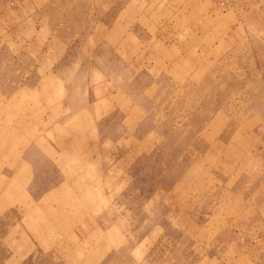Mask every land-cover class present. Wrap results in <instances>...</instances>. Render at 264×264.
Returning <instances> with one entry per match:
<instances>
[{
    "label": "rangeland",
    "instance_id": "rangeland-1",
    "mask_svg": "<svg viewBox=\"0 0 264 264\" xmlns=\"http://www.w3.org/2000/svg\"><path fill=\"white\" fill-rule=\"evenodd\" d=\"M28 1L39 48L0 37V264L78 260L82 226L115 264H264V0Z\"/></svg>",
    "mask_w": 264,
    "mask_h": 264
},
{
    "label": "crops",
    "instance_id": "crops-1",
    "mask_svg": "<svg viewBox=\"0 0 264 264\" xmlns=\"http://www.w3.org/2000/svg\"><path fill=\"white\" fill-rule=\"evenodd\" d=\"M24 1L25 0H21V2H19V0H0V37H11V38L16 37L14 41H11L16 44H11V45L8 44L10 45L9 47L11 48V50H13L12 48H15L14 50L19 51V52L23 51L25 53L30 47L38 45V48H39V44L41 45V29L38 23L39 21H35L31 18H26V16L23 14L24 8L22 6V3H24ZM28 2L29 4L31 3L33 4L34 0H30ZM10 4H15L16 7H9ZM25 37H27V40ZM12 45H16V47ZM38 56L41 57V53ZM55 80L56 79L52 78L51 76H47L43 78V80H41L39 83H47L48 85H50ZM46 87L44 88L46 89ZM38 90L41 91V88ZM112 116H114V119H113L114 125H115L114 130L118 131L120 130V127H121V124H120L121 114L120 112H117L115 110L114 113H112ZM127 130H128L127 133L129 132L130 133L129 136H131L132 130L131 131H129L130 129H127ZM119 132H121V130ZM3 136L4 138H6L7 136L13 137V136H16V133L14 131H11V136H10L9 133L7 134L5 131L0 129V138H3ZM3 140L1 142H3ZM118 141H120V138L118 139ZM24 148H23L20 162H22V164H25V162H28L30 164L31 162V165L36 164L34 165V167L36 166L37 168L39 164L41 163V160L43 157L38 151L34 150V147L32 148L24 147ZM22 176L23 175H19L18 178H21ZM101 176H103V174H101ZM6 178L8 179H0V187H3L5 184H6L5 187L8 186V181L10 178L9 177H6ZM22 178H24V176ZM8 193L9 192H6L4 193V195L7 196ZM100 193H101V189L99 188H97V193L95 195L94 189H92L91 187H85L83 188V190H79V193H74L78 196L76 198V197H72L73 196L72 189H68V194L69 196H71V198L67 200L66 203L72 204L75 207L73 210H75L76 212L78 211V214L83 213V214H79L78 216H76V219H74V216L69 217L68 212H66L68 215L67 217H69V220H70L69 227L71 229L78 227V224H77L78 220H80L83 216L86 215L85 212H88L89 209L93 206V204L96 201L95 198L97 197V195H100ZM23 195L24 194H21L23 200L28 201L26 200V197H24ZM4 200H5V197H4ZM4 200L2 199V201ZM58 210H61V209H58ZM59 216L60 215L56 216L55 214L54 219L49 218L48 228L50 230L52 229L51 227H57L59 229H62L63 227L68 226V223L65 226H63L64 223L61 222V219H60L61 217ZM82 221L83 219L81 220V224H80L81 226H82ZM82 227L80 230H76V233L70 230L69 236L64 235L66 240L71 243H77V242L84 241L85 244L87 245L88 244H98V245L97 246L95 245V247H92L90 250H87L90 252L84 255V257H79L80 259L78 260H76L75 258L70 259V261H68L67 263L65 262V264H115L117 257L114 256L110 259L109 256H105L104 249L102 250V248L99 247V245L106 244V243L108 244V247L111 246L110 244L113 243V241H115L114 232L108 231L107 234L106 232H102L101 237L93 241H89L87 238L88 234L84 230H82ZM73 236H76V237H73Z\"/></svg>",
    "mask_w": 264,
    "mask_h": 264
},
{
    "label": "bare ground",
    "instance_id": "bare-ground-1",
    "mask_svg": "<svg viewBox=\"0 0 264 264\" xmlns=\"http://www.w3.org/2000/svg\"><path fill=\"white\" fill-rule=\"evenodd\" d=\"M126 111V110H125ZM127 123V122H126ZM6 150V149H5ZM6 152V151H5ZM180 159V158H179ZM60 161V160H59ZM79 167V166H78ZM58 168V167H57ZM69 175V174H68ZM70 179V178H69ZM67 182V181H66ZM72 182V181H71ZM69 185H70V183H69ZM72 186V185H71ZM59 187V186H58ZM73 187V186H72ZM58 189V188H57ZM77 190V189H76ZM45 195V194H44ZM43 197V196H42ZM47 197V196H46ZM80 200V199H79ZM38 201V200H37ZM44 201H45V199H44ZM53 201V200H52ZM48 202V201H47ZM78 202H80V201H78ZM78 204V203H77ZM96 204V203H95ZM57 205H59V204H57ZM81 205V204H80ZM60 206V205H59ZM61 207V206H60ZM41 209V208H40ZM70 209V208H69ZM69 214V213H68ZM47 216V215H46ZM70 216V215H69ZM60 217V216H59ZM61 219V218H60ZM78 219V218H77ZM65 222V221H64ZM63 222V223H64ZM26 226V225H25Z\"/></svg>",
    "mask_w": 264,
    "mask_h": 264
}]
</instances>
